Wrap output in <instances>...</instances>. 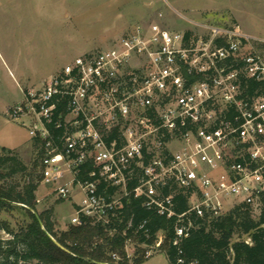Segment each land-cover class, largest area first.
<instances>
[{"label":"built area","instance_id":"obj_1","mask_svg":"<svg viewBox=\"0 0 264 264\" xmlns=\"http://www.w3.org/2000/svg\"><path fill=\"white\" fill-rule=\"evenodd\" d=\"M194 25L173 31L161 21L136 23L111 47L76 57L9 108L11 119L34 121L29 135L45 143L41 184L48 196H79L70 226L89 222L112 236L131 198L178 218L179 238L192 227L178 225L187 214L211 221L242 203L258 210L264 58L247 53L251 38L238 25ZM251 81L258 85L250 92ZM177 194L189 203L181 215L174 212ZM146 223L132 233L147 234ZM132 228L129 220L122 236ZM161 243L140 244L145 258Z\"/></svg>","mask_w":264,"mask_h":264},{"label":"rangeland","instance_id":"obj_2","mask_svg":"<svg viewBox=\"0 0 264 264\" xmlns=\"http://www.w3.org/2000/svg\"><path fill=\"white\" fill-rule=\"evenodd\" d=\"M150 21L173 31L195 30L194 23L238 25L251 38L247 53L264 58V0H0V149L11 150L31 170L39 151L29 135L34 121L11 119L9 108L76 57L109 48L136 23ZM24 180L18 174L8 182ZM48 192L40 182L37 211L53 209L55 230L68 229L79 196L57 201ZM23 220L18 211L0 215L13 230ZM9 239L0 228V240ZM139 248L145 247L127 244L130 260Z\"/></svg>","mask_w":264,"mask_h":264},{"label":"trees","instance_id":"obj_3","mask_svg":"<svg viewBox=\"0 0 264 264\" xmlns=\"http://www.w3.org/2000/svg\"><path fill=\"white\" fill-rule=\"evenodd\" d=\"M257 85L249 82L250 92ZM33 140L39 151L31 170L11 150L0 149L3 152L0 155V215L18 211L24 217L17 230L8 222L0 221V228L11 236L9 240H0V264H142L146 261L145 249L139 248L130 260L127 239L152 245L159 238L162 243L158 252L164 253L170 264H178L179 260L183 261L181 264H264V194L257 218L254 217L256 211L244 203L211 221L187 214L178 225L191 223L192 227L181 238L175 233L178 218L161 217L143 207L142 199L133 198L124 202L122 220L117 222V232L112 236L105 227L89 222L58 232L53 209L40 213L36 209L35 193L43 177L40 162L45 143ZM90 167L86 165L85 172ZM18 174L25 178L22 185L8 182ZM173 202L176 215L189 209L186 195H175ZM129 220L133 228L122 236ZM144 221L147 234L143 230L133 234V229ZM112 254H116L118 260L113 259Z\"/></svg>","mask_w":264,"mask_h":264},{"label":"crops","instance_id":"obj_4","mask_svg":"<svg viewBox=\"0 0 264 264\" xmlns=\"http://www.w3.org/2000/svg\"><path fill=\"white\" fill-rule=\"evenodd\" d=\"M155 254L146 259L142 264H170L165 254Z\"/></svg>","mask_w":264,"mask_h":264}]
</instances>
